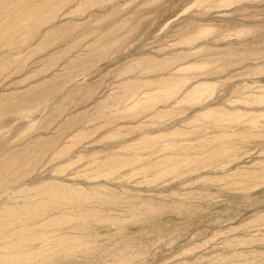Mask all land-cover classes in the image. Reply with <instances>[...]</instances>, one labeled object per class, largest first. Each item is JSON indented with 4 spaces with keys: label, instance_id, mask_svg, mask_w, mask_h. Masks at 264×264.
Segmentation results:
<instances>
[{
    "label": "rangeland",
    "instance_id": "374dc122",
    "mask_svg": "<svg viewBox=\"0 0 264 264\" xmlns=\"http://www.w3.org/2000/svg\"><path fill=\"white\" fill-rule=\"evenodd\" d=\"M0 264H264V0H0Z\"/></svg>",
    "mask_w": 264,
    "mask_h": 264
}]
</instances>
